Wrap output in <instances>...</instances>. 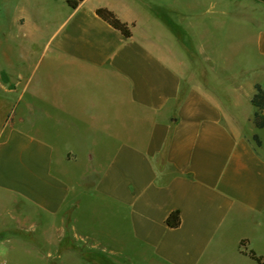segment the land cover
<instances>
[{"label":"crops","instance_id":"1","mask_svg":"<svg viewBox=\"0 0 264 264\" xmlns=\"http://www.w3.org/2000/svg\"><path fill=\"white\" fill-rule=\"evenodd\" d=\"M24 5L49 34L41 54L19 56L32 66L0 57V254L14 264L253 261L241 229L264 227V128L251 105L264 85L238 74L264 70V0ZM243 24L261 64L226 66L225 47L210 45ZM45 57L58 67H37Z\"/></svg>","mask_w":264,"mask_h":264},{"label":"rangeland","instance_id":"2","mask_svg":"<svg viewBox=\"0 0 264 264\" xmlns=\"http://www.w3.org/2000/svg\"><path fill=\"white\" fill-rule=\"evenodd\" d=\"M37 2L42 7L49 0H31ZM214 0H200V3L206 4L207 2H212ZM217 2V0H215ZM22 3V5H20ZM26 0H0V57L3 52L17 54L16 63L21 65L24 63L25 67H29V64L36 61L21 59L19 56L22 53L28 51H33L36 54H41L43 52V44L48 38L49 29L43 27L41 23L42 12L32 8L26 9ZM15 17H22L25 22L20 26L14 24ZM243 16V20H246ZM234 31L238 34L234 36ZM250 29L247 25H242V27H226V39L221 41L222 43H213L210 48L225 47V55L223 63L227 65L243 66L248 68L250 65L256 62H260V59L256 57L254 50V42L252 40V35L249 33ZM0 59V66H1ZM259 63L258 65H260ZM252 66V65H251ZM37 67L44 68H57L58 62L53 61L45 57L41 59ZM253 67V66H252ZM238 78L242 84L247 85L250 82L256 81L264 85V70L255 69L247 70L238 74ZM1 137L3 133H0ZM243 233H247L251 236L254 241L255 246V256L257 258H264V227L260 229H254L250 227H243ZM22 238V237H21ZM14 238H11L13 240ZM248 253V252H247ZM226 259L230 260L232 264H258L257 261H251L249 259L237 260L236 257L225 252ZM230 261H226L229 264ZM0 264H14L10 257L6 256L3 251L0 254Z\"/></svg>","mask_w":264,"mask_h":264},{"label":"trees","instance_id":"3","mask_svg":"<svg viewBox=\"0 0 264 264\" xmlns=\"http://www.w3.org/2000/svg\"><path fill=\"white\" fill-rule=\"evenodd\" d=\"M80 1L81 0H66V3L74 9L78 6ZM96 15L100 19L108 23L111 27L118 30L125 38L131 37L130 26L125 23H122L111 11L104 8H100L96 10ZM254 89L255 93L251 98V105L255 108L252 121L256 128L262 129L264 128V87L259 84H256ZM253 140L257 146H260V142L257 136H254ZM180 222L181 221L179 211H174L170 213L166 219V225L171 229L179 227ZM242 246L243 243H241V247ZM241 253L243 255H247L252 260L257 261L258 264H264V258H257L253 252L245 253L244 251H241Z\"/></svg>","mask_w":264,"mask_h":264}]
</instances>
